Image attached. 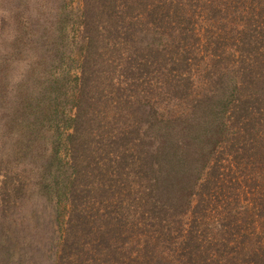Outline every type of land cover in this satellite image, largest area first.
<instances>
[{
  "label": "rangeland",
  "instance_id": "374dc122",
  "mask_svg": "<svg viewBox=\"0 0 264 264\" xmlns=\"http://www.w3.org/2000/svg\"><path fill=\"white\" fill-rule=\"evenodd\" d=\"M151 2L147 0L148 6ZM163 2L162 13L166 9L169 15L160 16L155 25L152 22L150 34L144 39L136 37L142 53L157 47L160 55H165V62L152 64L148 71L153 76L160 74L154 82L156 89L144 94L152 86L147 84L150 77L145 74L147 83L122 78L121 67L112 72L114 85L101 84L107 90L112 86L130 90L135 103L139 101L134 96L141 93L140 104L158 105V115L151 119L153 125L149 126L150 118L145 116L144 126L153 141L152 150L158 152L154 156L157 182L150 183L154 186L150 201L158 203L157 207L152 205L154 215L161 219L156 223L158 218L150 217L144 232L135 234L128 229L137 216L135 197L147 189L131 170L132 162L124 164L128 177L120 178L112 202L101 199L100 185L94 186L96 192L88 194L84 206L93 219V231L86 238L91 251L84 255L85 260L74 259L71 264H264V26L259 28L264 22V0ZM82 5L83 0H0V235L7 229L0 241L26 237L27 244L33 246L25 252L21 248L12 251L8 264H34L36 260L55 264L61 250L59 241L67 232L66 220L74 200L56 201L57 191L51 186L45 191L39 182L44 166L53 170L59 164L54 155L57 144H48V137L45 147L49 151L39 152L30 145L33 131L27 123L36 119L40 102L54 109L50 102L55 100V93L48 95L50 77L63 80V88L71 93L57 92L58 99L62 98L55 101L57 108L69 118L75 116L78 86L74 84L79 74L75 59L87 53L88 35L75 32L71 15H78L82 10L78 6ZM60 14L66 16L64 20L59 19ZM186 27L195 33L191 43L180 37L181 31L190 34ZM254 28L256 34L251 32ZM102 39L98 55H127L125 44L106 49ZM249 42L253 47L248 46ZM186 49L193 62L179 66L174 58ZM177 68L184 70L182 76L189 77L191 100L194 98L189 104L178 103L179 93L170 90L163 78L164 74L180 75ZM244 71L247 80L241 79ZM150 82L153 83L151 78ZM207 91L216 94L211 101L213 108L210 102H204L192 109L195 99ZM97 102L104 106L103 100ZM101 110L97 117H89L100 120L102 140L110 141L119 134L128 142L114 149L120 153L133 149L130 145L138 136L133 124H127L132 118L126 110ZM108 111L116 112L118 119L111 112L104 113ZM177 116H181L178 122H165ZM169 122L178 129L182 123L179 131L184 137L179 150L175 149L173 137H162L167 133L164 125L168 127ZM67 130L71 132L72 126ZM193 130L195 135L201 133L200 141L193 136V143H189L185 136L193 134ZM124 131L128 133L124 135ZM141 133H145L144 127ZM187 146L194 149L188 157L184 155ZM124 158H128L126 154ZM123 197L128 198L116 203ZM55 203L62 211L55 209ZM81 207L78 205L75 211ZM123 212L129 220L117 240L123 248L110 252L115 249L91 245L98 240L101 216H123ZM21 225H27L26 230ZM7 260L0 254V264Z\"/></svg>",
  "mask_w": 264,
  "mask_h": 264
},
{
  "label": "trees",
  "instance_id": "16d2710c",
  "mask_svg": "<svg viewBox=\"0 0 264 264\" xmlns=\"http://www.w3.org/2000/svg\"><path fill=\"white\" fill-rule=\"evenodd\" d=\"M148 1L150 2L151 0ZM156 2L157 0H152L150 6H148L149 3H147V0H83L81 8L78 6L79 9H82L81 12L78 15H71V19L74 20L72 22V26L74 27L75 32L77 31L81 32L83 35H88V39L85 44V50H87V53L84 51L83 55H78L75 59V61H77V67H79V74L75 78L77 82L74 84L78 86V93H76V101L74 102L75 116L73 118H69L62 112L61 108H57V103L55 101L62 99L60 97L58 99V93L63 95V93L68 90L65 91L63 88L65 85L63 80L57 81L50 77L49 80H51L48 88V95L51 96V93H55V96L53 97L55 100L50 102L51 105H54V109H52L49 104L40 102L39 105H42H38L39 109L37 110L38 115L36 119L27 123V125H31L30 129L33 131L30 145L38 148L39 152L44 150L49 151L48 146L47 148L45 147V142L48 137V144H53V142H56L57 144L54 155L59 164L57 166H53V170H48L47 167L44 166L39 181L43 190L45 189L46 191V188L51 186L54 192L57 191L55 196L56 201L65 200L67 202L70 199L74 200L71 202L72 206L66 220L67 225L65 229L67 232L59 241L61 250L60 254L56 256L57 259L55 264H71L74 262V259L78 260L79 258L85 260L84 255L91 251L86 238L89 236L90 230L93 231V224L91 221L93 219L90 218V214H88L86 206H84L86 205L85 202H87V199H89L87 196L92 191L96 192V188L94 187L95 185H97V187L100 185L101 199H108L111 201L115 195V188L119 187L120 178L124 177V179H126L128 177V174L124 172L126 170L124 164L132 162L130 165L131 170L138 174L141 182L145 183L144 189H147L145 193L142 194V201L140 200L142 199L141 194L136 196L135 192H131V195L136 196L135 201L138 202L135 205V212L137 216L134 217L135 222L131 218L132 221L128 229H131V232L135 234L140 231L144 232L143 227L146 226V222L150 219V217L151 219L152 217L158 218L156 223H158L159 219H161L158 215H154V206L158 203L156 201H152L153 206L150 201V194L154 191L153 184L157 182L154 176V156H156L158 152L155 153L152 150L151 145L153 141L148 138L150 133L148 132L147 127L144 126L146 123V120L144 119L145 116L147 119L150 118L149 126L153 125L151 119L158 115V105L153 104L154 102H151L152 104H150V102L144 105L140 104L141 93L134 96V99L136 98V100L139 101L138 103H135V101H131L132 94L130 90L123 87L118 88V86H114L116 88L112 86L107 90L105 87L101 86V84L106 82L114 85L115 83L113 81L112 72H115L121 67L122 74H120L122 75V78L131 79L132 81L140 83L143 81L147 83V80L145 79L147 76L145 74L151 78L153 83L150 82L149 78V82L147 84H152V86H149L148 89L143 92L144 94L145 92L152 94L153 89H156L154 82L158 80L157 78L160 77V74H155L153 76V72L149 73L148 71L152 69V64L158 65L161 64V62H165V55H160L159 48L157 47L142 53L136 38L137 36H142L143 38L147 34H150L151 23L153 22V25H155V22L158 21L160 16L164 17L165 15H169L168 12L165 11L166 9L162 13L161 8H165L163 0L161 2L159 0L161 4H156ZM145 8H147L145 15H142L141 13L144 12ZM174 11L176 12V9ZM64 16L65 15L60 14L59 19L64 20L66 17ZM262 26H264V22L263 24H260L259 28ZM188 31L190 34L183 33L181 31L180 37L184 38L186 43L188 40H190L191 43V38L195 35V33L191 34V30ZM251 32L256 34L257 30L254 28ZM248 34L249 32L246 33L243 38L247 37ZM102 38L105 39L106 49L108 47L118 48L121 44H125L123 49L127 52V55H98L101 53H99V49L103 44ZM249 45L253 47V44L250 42L248 46ZM149 48L153 47L149 46ZM189 49L193 50L190 46ZM140 51L141 55L138 54ZM175 57L176 58L174 59L176 62L181 64L179 66H182L183 63L190 65L193 62L190 58L188 49ZM177 72L180 75H172L169 77L164 74L163 78H166L170 90H177L179 93V95H176L178 97V103L183 104L184 101L188 103L192 98V89L190 88L189 77L186 79L182 76L185 74L183 69L177 68ZM244 73L245 74L241 77V79L247 80V77H245L247 73L245 71ZM174 80L179 82H175ZM118 83L120 84L121 82L118 81ZM125 84L127 85L126 79ZM179 84L181 86L178 87ZM68 95L71 96L69 91ZM215 95V93L207 91L202 93L201 97H195V101H197H194L192 109L195 107L198 109L197 103L201 104L204 102H210L213 108L214 102L211 101L214 100L213 97ZM69 96H67V98H69ZM171 97L172 95L170 98ZM99 99L103 100V107L108 109L112 108L116 112L120 109H124L126 110L125 112H127V114L132 118L131 120L129 119L127 124H133V131L138 136L137 140L134 141V144L130 145L133 146V149H124L122 153H120L118 149L115 150L121 146V143L128 142L126 137L122 140L119 134L115 135V137L110 141L102 140V129L98 122L100 120L89 117H97V115L103 112L101 110L103 107L97 102ZM110 112L111 111L104 113L108 115ZM116 112H111V116L115 118V120L118 119ZM179 118H181V116L169 117L165 122H178ZM181 124L182 123L179 122L180 130ZM70 126H72L73 130L68 132L67 129H69ZM142 127L145 128V133L140 134V128ZM161 127L162 126L159 128ZM50 129L53 130V134H51L52 132L50 133ZM179 129L175 127V124H170L169 122L168 127L167 125H164L163 131L167 133L162 136L163 138L173 137V144L176 150L181 148L183 140L180 139L184 137L183 133L180 132ZM96 130H98L97 133ZM246 131L249 132L250 130L247 129ZM127 133V131H124L123 134L125 135ZM200 134L201 133L195 135L193 130V134L186 135L185 137H188L189 143H193L192 140H194V137L197 142H199ZM112 143H114V146ZM193 151L194 149L187 146L186 154L184 155L187 157L191 156L193 155ZM125 154L126 157L129 158V161L128 158H124ZM122 158L125 160L124 162H122ZM34 159L37 160V157L35 156ZM99 163H103L104 166ZM63 169H67L69 171H64ZM86 175H91V178L85 179L87 178ZM151 181H154V183L150 184ZM88 183L90 186L86 185ZM111 187H113V189H111ZM91 195H89V197ZM94 196H96V194ZM126 198L128 197L120 198L116 203L121 204ZM107 204H109V202ZM54 205L56 207L55 209L59 211V204L55 203ZM78 205H82L81 210L75 211ZM146 205L148 207H146ZM0 212L2 211L0 210ZM101 219L103 221V225L102 228L97 230L98 240L95 239L94 244L90 242L91 245H102V247H105L106 250L108 249L109 251L111 249H115L110 252L116 251L117 248H123V243L121 242V246L119 247L117 240L120 234L124 233V227L126 228L129 224L128 218L124 217V212L123 216L115 214H111L109 216L108 213L106 216H101ZM21 227L26 230L27 225H21ZM6 230L7 229L4 228L1 235L5 234L7 232ZM16 239L17 240L10 238L0 241V254L5 258V260L7 257L8 260L6 264L12 260V251H16L20 248L24 249V252L29 248L32 250L33 246L31 244H27L29 240L26 237L21 239L19 238V240L18 238ZM118 253H121V251ZM39 261L40 260H36L34 264H40ZM92 262L98 261L94 260ZM43 264H45V262H43Z\"/></svg>",
  "mask_w": 264,
  "mask_h": 264
}]
</instances>
